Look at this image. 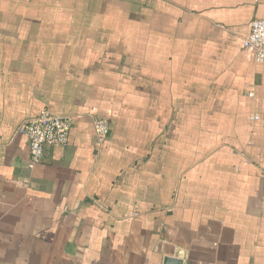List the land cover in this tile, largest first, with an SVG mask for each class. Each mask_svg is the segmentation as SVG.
Wrapping results in <instances>:
<instances>
[{
    "label": "crops",
    "instance_id": "crops-1",
    "mask_svg": "<svg viewBox=\"0 0 264 264\" xmlns=\"http://www.w3.org/2000/svg\"><path fill=\"white\" fill-rule=\"evenodd\" d=\"M262 17L0 0V264H264V60L244 45ZM44 110L74 121L34 163L17 129Z\"/></svg>",
    "mask_w": 264,
    "mask_h": 264
},
{
    "label": "built area",
    "instance_id": "built-area-1",
    "mask_svg": "<svg viewBox=\"0 0 264 264\" xmlns=\"http://www.w3.org/2000/svg\"><path fill=\"white\" fill-rule=\"evenodd\" d=\"M244 45L255 49L257 60H264V17L252 22L251 32L245 38ZM73 121L74 115L56 114L50 110H44L37 116L23 120L17 132L29 139L32 162H40L43 159L46 146L66 145ZM93 124L100 152L109 134V122L106 119L93 118Z\"/></svg>",
    "mask_w": 264,
    "mask_h": 264
},
{
    "label": "water",
    "instance_id": "water-1",
    "mask_svg": "<svg viewBox=\"0 0 264 264\" xmlns=\"http://www.w3.org/2000/svg\"><path fill=\"white\" fill-rule=\"evenodd\" d=\"M165 264H183V261L178 258L167 257L165 259Z\"/></svg>",
    "mask_w": 264,
    "mask_h": 264
}]
</instances>
